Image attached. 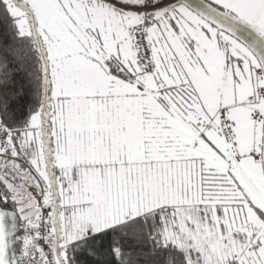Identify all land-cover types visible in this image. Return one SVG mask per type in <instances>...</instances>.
Wrapping results in <instances>:
<instances>
[{
    "label": "snow or ice",
    "instance_id": "obj_1",
    "mask_svg": "<svg viewBox=\"0 0 264 264\" xmlns=\"http://www.w3.org/2000/svg\"><path fill=\"white\" fill-rule=\"evenodd\" d=\"M193 3L0 0V264H264V0Z\"/></svg>",
    "mask_w": 264,
    "mask_h": 264
},
{
    "label": "crops",
    "instance_id": "obj_2",
    "mask_svg": "<svg viewBox=\"0 0 264 264\" xmlns=\"http://www.w3.org/2000/svg\"><path fill=\"white\" fill-rule=\"evenodd\" d=\"M106 137L111 138L110 133H107ZM174 178L177 180L179 179L178 177H174ZM177 195H178V193L171 192V193H169V199H171L172 197H175ZM151 200H152V197H148L144 200L142 205H138L134 194L130 195L118 209L114 208V213L122 214L123 212H127L130 208L135 209L138 207H139V210H146L147 208L153 206V204L151 203ZM112 217H113V213H109L105 217V219L107 220V222L111 223V222H114Z\"/></svg>",
    "mask_w": 264,
    "mask_h": 264
},
{
    "label": "water",
    "instance_id": "obj_3",
    "mask_svg": "<svg viewBox=\"0 0 264 264\" xmlns=\"http://www.w3.org/2000/svg\"><path fill=\"white\" fill-rule=\"evenodd\" d=\"M190 3H193V0H189ZM204 0H200V3H203ZM193 7H195V4L193 3ZM237 34L244 40L250 41L252 38V30L245 27V26H239Z\"/></svg>",
    "mask_w": 264,
    "mask_h": 264
},
{
    "label": "trees",
    "instance_id": "obj_4",
    "mask_svg": "<svg viewBox=\"0 0 264 264\" xmlns=\"http://www.w3.org/2000/svg\"><path fill=\"white\" fill-rule=\"evenodd\" d=\"M147 243L150 244L151 242L148 241ZM118 255H119V254H118ZM126 262H127V264H134L133 261H130V260H129V258H128L127 255H125V256H123V257L120 258V264H126Z\"/></svg>",
    "mask_w": 264,
    "mask_h": 264
}]
</instances>
